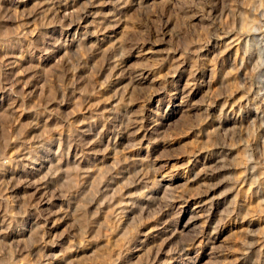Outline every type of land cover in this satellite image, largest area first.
Returning a JSON list of instances; mask_svg holds the SVG:
<instances>
[{
  "label": "rangeland",
  "instance_id": "1",
  "mask_svg": "<svg viewBox=\"0 0 264 264\" xmlns=\"http://www.w3.org/2000/svg\"><path fill=\"white\" fill-rule=\"evenodd\" d=\"M0 264H264V0H0Z\"/></svg>",
  "mask_w": 264,
  "mask_h": 264
}]
</instances>
